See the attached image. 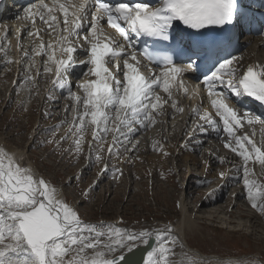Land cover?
<instances>
[{
	"label": "snow or ice",
	"instance_id": "1",
	"mask_svg": "<svg viewBox=\"0 0 264 264\" xmlns=\"http://www.w3.org/2000/svg\"><path fill=\"white\" fill-rule=\"evenodd\" d=\"M242 17L239 0H33L18 17L24 26L14 30L18 57L9 55L13 29L0 25V67L11 71L9 66L17 65L20 89L26 88L30 95L33 89L39 95L43 79L50 84L48 103H58L57 92L69 101L61 110L60 122L46 129L51 138L42 143L53 145L52 152L61 157L85 156L90 164L103 165L98 177L111 173L113 180H119L123 169L118 164H133V156L139 158L141 134L166 123L163 117L175 119L169 109L183 114L181 98L197 95L198 90H193L189 96L184 77L199 70V62L192 60L198 53L190 46L179 48L174 34L178 24L198 32L210 28L223 32ZM28 38L25 48L22 40ZM186 49L192 56L183 64ZM241 63L242 58L235 55L218 56L202 73L210 107L191 109L195 119L190 129L185 122V139L178 147L195 152L204 146L198 135L215 132L223 148L238 158L232 165L236 175L227 178L242 181L251 208L264 218V183L255 171L258 166L259 176H264V117L237 104L241 97H249L264 105V65L242 68ZM145 68L147 74L142 71ZM43 116L52 118V113L45 110ZM256 125L261 126L259 141ZM61 129L63 134L57 138ZM152 149L163 157L172 155L163 142L153 141ZM217 160L221 165L231 163L225 156ZM203 162L206 168L211 166L209 160ZM218 175L226 178L223 170ZM162 178L166 177L162 174ZM138 250L143 253L139 258ZM0 264L241 261L197 256L171 222L154 227L139 221L129 226L122 219L85 221L79 208L33 165L27 149L0 146ZM243 264H264V256L249 257Z\"/></svg>",
	"mask_w": 264,
	"mask_h": 264
},
{
	"label": "rangeland",
	"instance_id": "2",
	"mask_svg": "<svg viewBox=\"0 0 264 264\" xmlns=\"http://www.w3.org/2000/svg\"><path fill=\"white\" fill-rule=\"evenodd\" d=\"M12 35L13 33H10L9 37ZM9 67L12 70L13 65ZM10 72L0 67V140H4L3 143L9 149H27L29 159L33 165L51 178L57 188L64 189L67 201L70 204L74 202L73 205L79 208L81 217L85 221L115 222L122 219L129 226H135L137 221L152 226L164 225L168 222L176 224L182 218L181 206H177L178 201L180 203L181 199L185 200L187 208L192 210L201 204L200 202L196 203L197 198L202 199L203 197L205 199L207 193L228 182V175H236L232 170L225 172V179H215V177L203 186L196 185L195 181H208L211 178H200L202 176L201 166L192 170L193 176H190L186 169L180 172V167L183 166L193 169L191 163L186 164L183 161L182 154L176 157L175 151L173 156L163 157L150 147H146L145 143L144 146L140 144V148L143 149L144 147V151L139 150L137 154L139 158L137 159L134 156L133 164H118V167L123 169V176L119 180H113L111 173L98 177L103 165H92L85 156H81L78 160L74 157H61L59 154L52 152L53 145L42 143L51 138V134L46 129L58 124L61 120L58 112L61 110L59 105H61V102L63 103L64 97L61 96L62 100L57 104L59 108L53 109L50 107L52 104L43 101L49 85L46 80H40L39 82V95L36 94L35 89L32 90L30 95L26 88V90H17L22 80L17 73L11 77ZM14 81L19 82L14 83ZM73 90L76 89L73 88ZM39 97H41L40 103L38 102ZM27 104L28 107L25 111L24 106ZM45 110H52L50 111L52 118L43 116ZM155 128L156 125L150 129L154 134H156L154 132ZM61 134H63L62 129L57 134V138ZM63 147H68V144H64ZM85 150L87 152V147ZM200 150L203 153L204 149ZM193 156L195 157L197 154H192L191 157ZM198 157H195V159L197 160ZM112 163L117 162L112 161ZM214 169L210 171L209 176L215 174ZM255 171L260 181L264 183V176H259L260 169L258 166H256ZM177 172L179 175H177ZM162 174L166 178H162ZM71 177L77 178L70 181ZM97 180L99 182L95 188L88 192L86 196H82V192L89 189ZM180 184H183L184 187ZM226 185H224L221 191L222 195L216 201L215 206L213 208H202V213L213 212L214 209L218 217L227 220L224 211L228 201L232 197H234L232 202L235 201L234 193L240 192V190L243 193L245 192L242 181L237 183L234 180L229 188H226ZM217 197V192L214 191L206 199L212 202L209 199L211 198L214 201ZM243 199H236L234 204V208L239 207L242 209L238 213L244 214L239 219L238 217L235 218L236 223L246 224L247 218L250 219L249 216L251 215L253 219L250 222L256 221L264 226V218H261L251 206H248L250 202L246 199V193ZM189 216L191 219L197 217L195 226L198 229H196L195 235L187 237L188 245L200 251L203 255L209 258L216 257L232 261L240 258L241 264L249 257L264 256V240H262L264 231L259 226L255 228L257 231H254V228L247 229L246 227L243 230L239 229L227 233L228 229L225 230L222 223L202 219L203 215H196L194 212Z\"/></svg>",
	"mask_w": 264,
	"mask_h": 264
},
{
	"label": "bare ground",
	"instance_id": "3",
	"mask_svg": "<svg viewBox=\"0 0 264 264\" xmlns=\"http://www.w3.org/2000/svg\"><path fill=\"white\" fill-rule=\"evenodd\" d=\"M11 11H13V10L9 9V10L5 11L3 14H1V16H0V25L6 24L11 29H13V31L11 32V33H13V35L11 37H8L12 41V45H13L9 55L12 56L13 58H16V57H18L20 55V53L17 51V49L15 47L17 41L15 39V31L14 30L24 26V21L22 19L18 18V16L19 17L23 16V8L21 10H19V12H17L16 15H12ZM30 39L31 38L22 40V43H23L25 48H27V46L29 47V40ZM240 46H241V48H245L244 53H240L239 55H237V57H241L242 58V63L240 65L242 68L248 66L249 64H256V63L264 65V40H262L260 37L255 36L254 34H248V35H245L243 38H241ZM0 56L2 57L3 54L0 53ZM17 67H18L17 65L13 64L12 70L10 72L11 77L13 75L15 76V73H17ZM79 71H80L79 68H78V70L76 69V72H79ZM42 81H43V79H42ZM73 82H75V78L73 79ZM11 83H12V80H11ZM45 87H47V86H45ZM48 87H49V85H48ZM17 90L20 91V86H19V88ZM25 90H24V92H26ZM194 90H196V89H194ZM44 91H45V89H44ZM55 94L57 96L58 103H59L62 100L61 95H60L59 92L55 93ZM45 95L46 96H44V100L43 101L46 102L47 101L46 100L47 93ZM40 99H41V97H39V99H38L39 103H40ZM243 99L244 98L241 97L239 99V101H237V104L243 106V104L245 103ZM62 101H63V103L61 102V105H59L61 110L63 109V107H64V105L66 103H69V101L64 99V98H63ZM57 104H55L54 106L52 104L50 107L53 108V109L59 108ZM187 104H188V106H186L185 103H184V105H185V107H184L182 105V102H181V107H183L185 109L183 114H174V113L171 112V109H169V113L172 114V115H175V119H170L169 117H163L162 119L166 120L167 122L163 123V124L158 123L156 125L155 131H154V132H156V134L151 132V130H150L151 128L148 129L146 132H143L141 134V136H140V141H141L140 144L143 145V144L146 143V147H150L152 149L153 141L165 143L166 148H168V150L170 152H172L171 156H173L174 152L176 151V157L179 154H182L181 156H182L183 161L186 164L187 163H191V166L193 167V169L190 168V167H187V166L185 168L183 166V167H180V170H179L181 172L183 169L184 170L186 169V172L190 176L191 175L193 176L192 170H195L197 167L201 166V170L200 171H201V175L202 176L200 178L211 177L210 179H208V181H203V180L195 181L196 185L203 186V185H205V183H208L209 180L211 181V179L213 180L215 177H216L215 179L220 178L219 175H218L219 171H221V170H223L225 172L232 171V167H230V166L235 164V163H237L238 162V158L235 157V155L233 153H231L230 151H228V150L223 148L222 141L220 139H218L217 134L215 132H210L209 135H207V136H199L198 135V137H197L198 139L204 140V146L202 148V149H204L203 153H201V150H200L201 148H197L195 150V152H193L191 150V148L182 149V148L178 147V145L180 143H182L184 141V139H185V133H184L185 132V122L187 121L188 128L190 129L191 125L193 123V120L195 119L192 116V114H191V109L193 107L209 108V107H207L205 105V102H204V99L202 98V96H200V97L198 96L196 98L191 99V102L189 101V102H187ZM27 107H28V104L24 106V110H25V108L27 109ZM47 107H48V109H50L49 106H47ZM61 110H60V112H58L59 113L58 116L62 119V117L64 116V113ZM50 111H52V110H50ZM69 119H71L70 116H69ZM172 121H173V123H172ZM260 128H261L260 125H256L255 126V131H256L255 139L257 141H259V139L261 137ZM245 131L251 132V130L247 129V128L245 129ZM147 132H149V133H147ZM3 141L0 140V146L7 147L6 144L3 143ZM222 149L224 150L223 152H222ZM140 150L144 151V147H143V149L140 148ZM20 151H23V150H20ZM210 152H212L214 154L212 156H210L209 155ZM192 154L193 155L197 154V156H195V157H198V155H199L197 160L195 159L194 156L191 157ZM218 155L219 156L228 157L231 160V163H225V164L221 165L218 162V160H217ZM133 159H134V156H133ZM204 160H209L211 166L206 168V166H205V164L203 162ZM174 165L175 164L173 163V166ZM215 165L216 166L219 165V166L216 167ZM213 169L215 170V174L209 176L208 174ZM227 177H234V176L228 175ZM233 181H234L233 179H228V182H227L228 184L226 183L227 185L223 183V184L220 185V187H216L215 189H213L211 191V192H214V191L217 192V195H218L217 199L214 200V201L211 198L209 199L213 203L206 199V197H208L211 194V192L207 193V195L205 194L206 195L205 199H203V197H202V199L197 198L198 200H196V203L200 202L201 204L198 205V207H194V209H192V210L190 208H187V206L185 204V200L184 201H183V199L180 200V206H181V209H182V218H181V221L178 220L179 221L178 223L172 224V225H173L176 233L184 240L186 246L193 253H196L197 256H202V257H205V258H209L208 256L203 255L200 251H198L196 249H193V248H191L188 245L187 237L190 236V235H193L196 232V229H198L197 226H195L196 225L195 224V220L197 219V217H196V219H194V218L191 219V217L189 216V214L191 215V213H193V212L196 215H203L202 219L205 218L206 220H209V221H212V222H218L220 224L222 223L224 225V229L225 230L228 229L227 233L235 232V231H238L239 229L243 230L246 227H247V229L254 228V231H257V230H255V228L257 226H259L262 229V231H264V226H262V224H259L256 221L250 222V220L253 219V217L251 215L250 216L248 215L249 217H251L250 219L247 218V216H245V218L248 219V221L246 220V222H247L246 224L247 225L245 223H240V222L236 223L235 218L238 217V219H239V218L242 217V215H244V214L241 215V214L238 213L239 211L242 210L241 208H239V207L238 208L237 207L234 208V204L236 203V199L237 200H241L244 197L245 193H243L242 190H240V192L234 193L233 195L236 198L235 201L232 202V200H234V197H232L230 199V201H228L227 205L225 206L226 210L224 211V213L227 216V220H223L221 217H218L216 215V211H214V209H213V212L212 211H210V212L209 211L208 212L204 211V212H207V213H202V211H203L202 208H204V207L213 208L215 206L216 201H218L219 197L222 195L221 191H222L224 185H226V188H229L233 184ZM180 185L183 186V184H180ZM181 189H183V188H181ZM58 190H61L63 192V194H64V189L63 188L58 187ZM245 203H246V201H245ZM72 204H74V202ZM248 206H250V204ZM223 210H224V208H223ZM199 219H200V216H199ZM112 222H114V221H112ZM115 222H118V221H115ZM155 226H163V225L157 224ZM262 240H264V238H262ZM210 259H212L214 261L215 260H220L219 258H216V257H212Z\"/></svg>",
	"mask_w": 264,
	"mask_h": 264
},
{
	"label": "water",
	"instance_id": "4",
	"mask_svg": "<svg viewBox=\"0 0 264 264\" xmlns=\"http://www.w3.org/2000/svg\"><path fill=\"white\" fill-rule=\"evenodd\" d=\"M142 254H143L142 251L138 250L136 253V257L139 258Z\"/></svg>",
	"mask_w": 264,
	"mask_h": 264
}]
</instances>
